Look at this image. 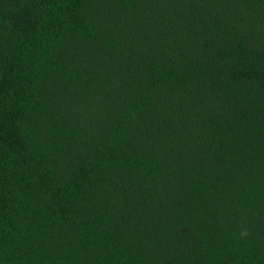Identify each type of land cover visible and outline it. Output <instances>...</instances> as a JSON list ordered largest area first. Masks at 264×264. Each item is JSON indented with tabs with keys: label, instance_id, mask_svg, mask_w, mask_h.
<instances>
[{
	"label": "trees",
	"instance_id": "1",
	"mask_svg": "<svg viewBox=\"0 0 264 264\" xmlns=\"http://www.w3.org/2000/svg\"><path fill=\"white\" fill-rule=\"evenodd\" d=\"M0 264H264V0H0Z\"/></svg>",
	"mask_w": 264,
	"mask_h": 264
}]
</instances>
